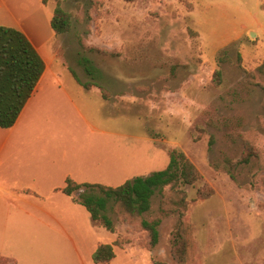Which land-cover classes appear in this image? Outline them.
I'll use <instances>...</instances> for the list:
<instances>
[{"label": "rangeland", "instance_id": "obj_1", "mask_svg": "<svg viewBox=\"0 0 264 264\" xmlns=\"http://www.w3.org/2000/svg\"><path fill=\"white\" fill-rule=\"evenodd\" d=\"M43 3L54 11L60 3L72 15V31L45 48L65 63L56 61L55 82L76 85L73 71L82 83L107 90L109 100L74 86L75 106L54 107V122L60 132H74L77 153L100 162V184L120 186L164 171L174 151L183 152L203 177L178 187L189 204L183 227L178 212L161 210L169 188L153 198L145 215L161 221L153 250L147 233L113 204L107 216L115 234L77 206V222L91 231L90 242L120 239L110 264H264V77L256 72L264 63V0ZM81 39L109 54L85 53ZM82 56L101 78L87 75ZM249 147L257 156L245 162ZM227 160L236 165H227L234 179L224 170Z\"/></svg>", "mask_w": 264, "mask_h": 264}, {"label": "crops", "instance_id": "obj_2", "mask_svg": "<svg viewBox=\"0 0 264 264\" xmlns=\"http://www.w3.org/2000/svg\"><path fill=\"white\" fill-rule=\"evenodd\" d=\"M53 16L43 0H0V26L22 31L45 62V72L17 123L0 128V264L4 258L17 264H91L102 243L90 242L91 231L77 222L81 205L59 190L68 178L119 187L100 184V162L92 164L95 157L77 153L74 132L69 127L60 132L54 122L55 105L75 106L70 94L74 86L109 98L100 85L55 82L56 61L65 63L58 54H46L45 48L58 36L51 26ZM76 169L78 176L73 174Z\"/></svg>", "mask_w": 264, "mask_h": 264}, {"label": "trees", "instance_id": "obj_3", "mask_svg": "<svg viewBox=\"0 0 264 264\" xmlns=\"http://www.w3.org/2000/svg\"><path fill=\"white\" fill-rule=\"evenodd\" d=\"M51 26L57 35L70 33L73 29L72 15L60 3L55 8ZM79 42L85 53L109 54L94 47H87L82 39ZM80 65L91 78L93 76L101 78L100 71L90 58L82 56ZM44 72L45 62L29 38L16 28L0 26V128L10 129L17 123L25 106L35 93ZM256 72L264 77V63L257 68ZM72 74L80 84H95L92 82L82 83L73 71ZM215 76L217 84H221L222 72L217 71ZM101 89L104 94L107 92L105 88ZM105 98H107L106 95ZM248 151L245 162H249L253 156H257L253 147H249ZM227 165L231 166L233 170L236 165L227 160L224 166V170L229 172L234 179V175L231 173L233 171L228 169ZM202 178L197 167L183 152L174 151L166 170L146 177L133 178L119 187L80 184L68 178L65 187L59 191L70 197L75 203L85 207L94 222L100 223L109 232L115 234L114 224L107 216V212L113 204V209L117 208L127 218L135 220L140 230L147 233L148 248L153 250L160 241L159 227L161 224L160 220L150 222L145 219V215L152 209L153 198L157 194L165 196V191L169 188L168 192L171 197L168 202L163 201L161 210L164 213L169 210L178 212L181 227H183L189 204L186 192L178 187L180 185L194 186L202 181ZM212 194L213 192H209L206 195H201V199L206 200ZM120 244L118 238L113 244L99 245L93 255L94 264H110L115 259L116 248ZM186 246V242L183 243L181 251H186ZM181 251L180 253H182ZM1 263L17 264L16 261L8 258L1 259ZM155 264L162 263L155 262Z\"/></svg>", "mask_w": 264, "mask_h": 264}]
</instances>
